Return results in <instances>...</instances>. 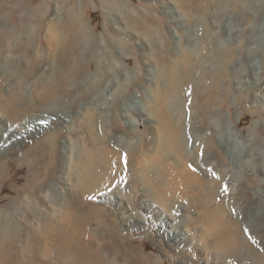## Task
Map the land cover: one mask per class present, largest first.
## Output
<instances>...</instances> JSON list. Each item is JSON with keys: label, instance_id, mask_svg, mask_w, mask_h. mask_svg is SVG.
Masks as SVG:
<instances>
[{"label": "bare ground", "instance_id": "6f19581e", "mask_svg": "<svg viewBox=\"0 0 264 264\" xmlns=\"http://www.w3.org/2000/svg\"><path fill=\"white\" fill-rule=\"evenodd\" d=\"M71 1L63 14L58 2L43 0L30 16L23 0H0V189L25 204L23 212L14 211L22 219H6L0 227V264H164L163 257L131 242L152 213L162 217L156 220L160 237L173 242L172 264H264V224L247 222L250 200L258 196L247 187L254 168L233 166L216 137L226 130L228 149L240 133L224 129L222 115L209 110L230 51L196 42L167 52L162 27L127 8L123 19H111L110 42L122 48L132 37L146 52L139 68L151 75L128 79L120 56L94 47L91 24ZM158 1L192 21L193 0ZM227 1L232 0L218 3ZM127 2L102 3L113 11ZM15 10L20 13L10 23ZM93 54L98 68L80 89V103L77 90ZM23 62L27 78L10 83ZM195 71H209L213 84L197 106L188 91ZM260 89L264 78L255 88ZM124 96L138 97L141 107L122 108L131 125L119 131L109 109ZM61 104L66 105L58 109ZM54 140L59 152L44 157L42 146ZM10 156L30 167L22 187L6 184ZM260 171L264 180V167ZM111 210L120 218L121 236L109 222Z\"/></svg>", "mask_w": 264, "mask_h": 264}, {"label": "rangeland", "instance_id": "374dc122", "mask_svg": "<svg viewBox=\"0 0 264 264\" xmlns=\"http://www.w3.org/2000/svg\"><path fill=\"white\" fill-rule=\"evenodd\" d=\"M42 1L23 0L25 6L29 8L26 9L28 15L32 16L33 9L40 5ZM50 1L51 5L54 2H58V5L64 12H62L63 14L69 8L68 2H72L71 0ZM105 1L117 0H73L76 7L82 10L80 11L91 24V31L95 36L94 47L98 50L100 47H104L110 54L120 56L119 67L123 68V70L125 69L124 72L128 79L137 77V73L139 76L151 77L147 71L143 72L139 68L141 63L145 64L146 52L136 47L132 37L124 40L122 48L110 42V39L112 40L115 36L111 19L113 17L123 19L124 11L129 8V12L135 15V17L147 19L152 25L162 27L166 35L167 47H170L167 52H172V49L175 50L177 45L191 49L196 42H199L201 47L205 44H210L213 48L218 49L217 45H220L230 51V58L221 62L219 73L222 74V78L220 85H218V91L214 92V98H216L215 105L210 106L209 110L218 111L222 115V126L224 129L227 127L235 128L240 133V140L232 141L228 149L224 146L227 137L226 130H223L222 135L216 137V142L219 147L221 146L220 148L223 153L228 155L236 169L243 170L245 164H248L250 168H254L252 181L248 183L247 187L256 193L255 196H258L250 200L252 205L247 222L248 224H264V215L261 218L264 207V180L260 171L264 167V89L255 90L259 81L261 82L264 78V0H232L227 1L225 4H219L218 0H200V2L193 0V8L188 12L193 16L191 22L188 20L189 16L187 17L185 14L168 12L164 4L158 0H127L126 5H122L123 7L116 8L113 11L106 9L102 3ZM199 3L202 5L207 4V6L203 7L204 11H198L194 8ZM63 6L64 8H62ZM19 13V10H15L8 19V22L12 23L14 17ZM162 22H164L165 28ZM205 27L209 31L207 34L204 30ZM196 32L199 35L196 36ZM200 34H203L201 42L198 41ZM196 37L198 40H196ZM37 42L39 41L37 40ZM177 48L179 49V47ZM128 59L131 60V63H128ZM98 60L93 54L91 60L86 65V75L80 79L76 95V99L80 103L83 102L80 91L87 85L91 76L96 72ZM5 65V69H9L10 64ZM18 69L20 75L15 72L9 75L10 83L14 82L15 84L22 77L27 78L28 68L24 62L20 63ZM192 81L193 84L188 91H190V99L196 100L194 102H197V106L207 98L203 94L212 92V78L209 71L205 74H199L195 71ZM124 97L115 99L110 104L109 109L110 122L116 125L119 131H125L131 125V121H129L130 119L123 109L130 107L136 110L141 107L138 97ZM65 105L61 104L57 107L58 109L64 108ZM187 107L189 108V106ZM70 110H68V113H71ZM193 110L197 116L199 114L198 111L195 108ZM212 120L208 119L209 125L214 127L211 123ZM237 122H239V125L235 126ZM202 127L205 128L207 125H202ZM59 150L60 145L55 140L42 146L44 157H47L49 153L56 154ZM6 160L8 162L6 184L8 186H15L16 188L22 187L27 181L30 167L27 164L25 165L23 159L19 156H10ZM8 195V190L2 187L0 189V219H2L0 220V227L7 225L4 224L6 219L11 218L14 222L22 219L21 215L16 214L14 211L18 210L21 213L25 210V204L23 199H20L21 197L12 202L17 194ZM238 213H240V210ZM257 215L259 218L256 217ZM152 216L154 218H151L149 223L146 222L143 234L132 236L131 242L145 249L147 252L160 255L166 260L164 264H172L174 258L172 257V249L168 245L172 246L173 242L160 237L157 232L156 220L161 216L154 213H152ZM119 221L118 213L111 210L109 222L114 227L117 235L119 234ZM22 225L24 228L23 222ZM119 236L121 235L119 234ZM123 238L127 243L130 242V239L125 238L124 235Z\"/></svg>", "mask_w": 264, "mask_h": 264}, {"label": "snow or ice", "instance_id": "6c2138e0", "mask_svg": "<svg viewBox=\"0 0 264 264\" xmlns=\"http://www.w3.org/2000/svg\"><path fill=\"white\" fill-rule=\"evenodd\" d=\"M215 175V174H214ZM247 231V230H246Z\"/></svg>", "mask_w": 264, "mask_h": 264}]
</instances>
